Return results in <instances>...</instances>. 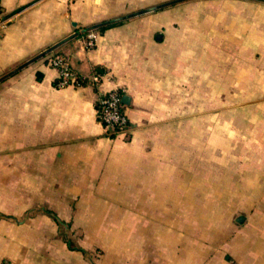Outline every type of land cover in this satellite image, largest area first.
<instances>
[{"label": "crops", "instance_id": "0c3cea01", "mask_svg": "<svg viewBox=\"0 0 264 264\" xmlns=\"http://www.w3.org/2000/svg\"><path fill=\"white\" fill-rule=\"evenodd\" d=\"M168 1L0 0V264H264V0L148 9ZM64 38L79 82L57 86L30 58ZM184 94L207 99L206 136H149L154 116L197 123Z\"/></svg>", "mask_w": 264, "mask_h": 264}, {"label": "built area", "instance_id": "2783aa9c", "mask_svg": "<svg viewBox=\"0 0 264 264\" xmlns=\"http://www.w3.org/2000/svg\"><path fill=\"white\" fill-rule=\"evenodd\" d=\"M2 20L0 18V24ZM87 46H92L97 37L95 28L81 31ZM49 63L57 69L58 75L55 81L57 86H65L70 83H78L79 76L70 64L68 55L63 52H55L49 55ZM93 81H98V75L92 76ZM96 116L104 126L108 136L125 133L128 130L129 118L124 109L122 92L118 89H109L101 92L96 99Z\"/></svg>", "mask_w": 264, "mask_h": 264}, {"label": "rangeland", "instance_id": "374dc122", "mask_svg": "<svg viewBox=\"0 0 264 264\" xmlns=\"http://www.w3.org/2000/svg\"><path fill=\"white\" fill-rule=\"evenodd\" d=\"M182 102L186 103L185 104L186 107H190V104L192 103L191 104L192 108H194L195 106L198 108L199 115H198L197 123L194 120H191L192 115L190 114H184L182 118L173 116L171 118H167L165 120L166 122L163 120V118L159 120V118L155 119V117L157 116H154L153 117L154 120L151 121L152 124L147 127L149 131L148 135L151 137H161L167 139H174L175 137H177L179 140L182 139L184 143L187 138L197 137L199 139H202L203 137H205L206 136L205 122L207 121L205 111L207 106V99L204 97V95L200 96V99L198 100L196 105L195 103L192 102L189 96H185L184 94L182 98ZM216 121H219L217 123H221V117L220 119L216 118ZM177 123L178 125L181 124L182 127L179 130L175 129V127H177L175 126ZM205 150H206L205 146L204 147L200 146L201 157L206 156ZM122 213L123 214L121 215V218L127 217L125 211H122Z\"/></svg>", "mask_w": 264, "mask_h": 264}, {"label": "water", "instance_id": "95a60500", "mask_svg": "<svg viewBox=\"0 0 264 264\" xmlns=\"http://www.w3.org/2000/svg\"><path fill=\"white\" fill-rule=\"evenodd\" d=\"M175 1H177V0H171V1H168V2H165V3L157 4V5H154V6L148 7V9H153V8L159 7V6L164 5V4H167V3H173V2H175ZM104 22H108V21H104ZM74 24H75V23H74ZM94 27H95V25H93V24H92V25H88V26H86V27H84V28H81L80 31H85V30H87V29L94 28ZM74 34H76V33H74ZM74 34H71L70 36H73ZM65 39H66V38L60 40L59 42L55 43L54 45H51L50 47H48V48L45 49V50H46V51H47V50H52L56 45H58L59 43H61V41H64ZM45 50L41 51L39 54H37V55H35L34 57L30 58V60L33 59V58H36V57L39 56V55H42L43 52H44ZM23 64H24V63H23ZM122 100H123L124 102L127 101V97H126V95H123V96H122Z\"/></svg>", "mask_w": 264, "mask_h": 264}, {"label": "trees", "instance_id": "16d2710c", "mask_svg": "<svg viewBox=\"0 0 264 264\" xmlns=\"http://www.w3.org/2000/svg\"><path fill=\"white\" fill-rule=\"evenodd\" d=\"M114 22H110V21H108V22H100V23H97V24H93V25H95V27L94 28H96V29H98V30H100V31H102L104 28H106L107 26H109V25H111V24H113ZM84 27H86V26H84ZM84 27H82V28H84ZM79 33H81L80 31H79ZM55 52H58V50H45L44 52H43V54L42 55H44V57H45V60H46V63H49V55H51L52 53H55ZM50 64V63H49Z\"/></svg>", "mask_w": 264, "mask_h": 264}]
</instances>
